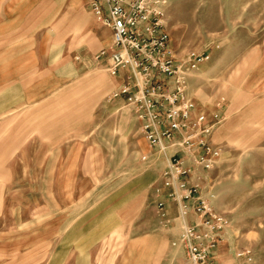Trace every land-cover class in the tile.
Returning a JSON list of instances; mask_svg holds the SVG:
<instances>
[{"label": "rangeland", "instance_id": "obj_1", "mask_svg": "<svg viewBox=\"0 0 264 264\" xmlns=\"http://www.w3.org/2000/svg\"><path fill=\"white\" fill-rule=\"evenodd\" d=\"M3 3L0 264H192L174 244L177 207H157L170 155L112 96L126 77L96 58L112 38L87 0ZM58 5L48 59L29 58L35 44L17 36ZM165 23L180 56L210 54L189 90L210 121L219 114L222 156L202 180L228 219L215 264H264V0H167Z\"/></svg>", "mask_w": 264, "mask_h": 264}, {"label": "built area", "instance_id": "obj_2", "mask_svg": "<svg viewBox=\"0 0 264 264\" xmlns=\"http://www.w3.org/2000/svg\"><path fill=\"white\" fill-rule=\"evenodd\" d=\"M87 4L111 31V45L100 49L96 58L111 76L126 77L112 96L124 97L150 145L170 155L156 191L163 217L170 205L177 207L182 225L174 244L183 245L192 264H215L228 219L215 211L214 193L204 190L202 180L222 156L221 146L211 139L219 114L210 121L189 90L190 77L210 54H178L165 23L167 0Z\"/></svg>", "mask_w": 264, "mask_h": 264}, {"label": "crops", "instance_id": "obj_3", "mask_svg": "<svg viewBox=\"0 0 264 264\" xmlns=\"http://www.w3.org/2000/svg\"><path fill=\"white\" fill-rule=\"evenodd\" d=\"M20 1H22V0H20ZM3 2H4V0H0V16H1V10H2L3 4H5L4 9H7V8H5L7 3H3ZM49 12L51 13L50 15H48V11H46L44 9H40L39 15L36 18L37 22L33 27L30 28V33L28 35L26 33H24L22 35L19 34V36H17V37H19V39L21 38L20 40H26L29 38V43H31L33 41V43L35 44V51H34L35 56H32V57L30 56L29 58H32V59H34V58H36V59H38V58L39 59H48V56L46 54L48 52L49 40H51L52 37H49L48 31L50 29L45 30L43 27L47 26L48 17L52 18V19H56V17L58 16V13L60 12L59 5L52 8ZM0 20H1V17H0ZM101 26H103V25H101ZM104 28H105L104 33L105 34L110 33V37H111V31L106 27H104ZM8 29H9L8 26L0 23V42H1V36H2V39H4V38L6 39L8 37V35H9V34H7ZM76 31H79V28H76ZM65 33L66 32L64 30H62V29L60 30V32L58 33V36H56V38L54 39L55 44H58V42H61V40H63ZM3 41H5V40H3ZM51 41H53V39ZM62 57H63V55L61 54L60 58H62ZM74 57L76 60H78L80 58V55L76 54ZM190 220H194V216L190 217Z\"/></svg>", "mask_w": 264, "mask_h": 264}]
</instances>
